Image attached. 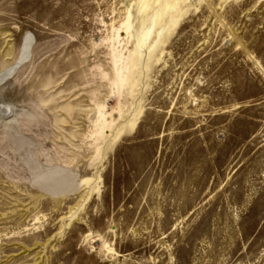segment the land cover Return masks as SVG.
Returning <instances> with one entry per match:
<instances>
[{
    "label": "rangeland",
    "instance_id": "obj_1",
    "mask_svg": "<svg viewBox=\"0 0 264 264\" xmlns=\"http://www.w3.org/2000/svg\"><path fill=\"white\" fill-rule=\"evenodd\" d=\"M0 264H264V0H0Z\"/></svg>",
    "mask_w": 264,
    "mask_h": 264
}]
</instances>
